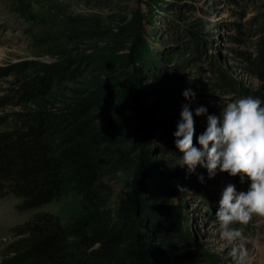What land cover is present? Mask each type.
<instances>
[{
  "label": "rangeland",
  "instance_id": "rangeland-1",
  "mask_svg": "<svg viewBox=\"0 0 264 264\" xmlns=\"http://www.w3.org/2000/svg\"><path fill=\"white\" fill-rule=\"evenodd\" d=\"M65 51L84 58L80 75L40 99L61 97L66 87L110 86L124 72L138 74L151 116L152 165L142 172L140 193L154 209L176 215L186 230V239L173 237L169 244L151 232L164 250L160 257L170 264H235L231 252L241 241L221 237L216 211L228 183L247 190L250 181L219 170L209 178L206 168L180 167L173 134L189 103L186 89L196 93L191 107L197 138L207 127V115L195 116L197 107L222 120L223 107L239 98L264 101V0H0V128L10 126V114L20 108L14 88L31 72L24 65L56 61ZM139 131L131 129L113 145L137 153ZM136 170L105 179L113 204L129 190ZM161 174L166 187L156 184ZM21 201L0 197V264L28 219L50 212L66 221L83 210L81 198L73 195L32 210H20ZM234 227L242 230L250 264H264V217L254 215Z\"/></svg>",
  "mask_w": 264,
  "mask_h": 264
},
{
  "label": "trees",
  "instance_id": "trees-1",
  "mask_svg": "<svg viewBox=\"0 0 264 264\" xmlns=\"http://www.w3.org/2000/svg\"><path fill=\"white\" fill-rule=\"evenodd\" d=\"M83 59L65 51L53 62L28 61L24 69L31 72L14 88L20 108L10 114L11 125L0 128V197H20L19 209L32 210L73 195L83 210L66 221L50 212L28 219L1 264H170L151 232L169 244L186 230L140 193L142 172L152 167L151 116L137 72H124L110 86L66 87L61 97L40 99L80 75ZM135 127L137 153L113 145ZM132 167L129 190L113 204L105 179ZM164 178L157 176V186L166 187Z\"/></svg>",
  "mask_w": 264,
  "mask_h": 264
},
{
  "label": "clouds",
  "instance_id": "clouds-1",
  "mask_svg": "<svg viewBox=\"0 0 264 264\" xmlns=\"http://www.w3.org/2000/svg\"><path fill=\"white\" fill-rule=\"evenodd\" d=\"M183 96L189 103L183 105L173 134L182 153L179 166H186L189 172H195L198 166L206 168L209 178H214L219 170L239 176L241 183L250 181L247 190H238L235 184L228 183L216 211L221 237L230 242L241 241L231 252L235 264H250L242 230L234 225H246L254 215L264 217V101L252 96L239 98L223 107L222 120L208 114L205 106L197 107L195 116L207 115V127L197 138L191 107L196 93L186 89ZM203 179L201 176L202 182Z\"/></svg>",
  "mask_w": 264,
  "mask_h": 264
}]
</instances>
